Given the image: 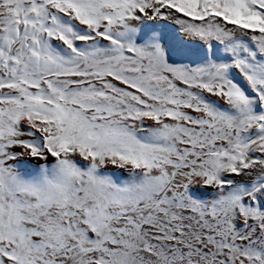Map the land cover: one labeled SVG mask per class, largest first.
Here are the masks:
<instances>
[{
  "label": "snow or ice",
  "instance_id": "6c2138e0",
  "mask_svg": "<svg viewBox=\"0 0 264 264\" xmlns=\"http://www.w3.org/2000/svg\"><path fill=\"white\" fill-rule=\"evenodd\" d=\"M0 264H264V0H0Z\"/></svg>",
  "mask_w": 264,
  "mask_h": 264
}]
</instances>
